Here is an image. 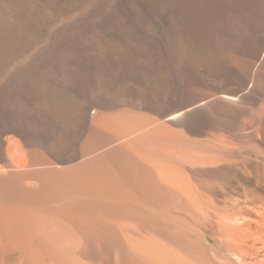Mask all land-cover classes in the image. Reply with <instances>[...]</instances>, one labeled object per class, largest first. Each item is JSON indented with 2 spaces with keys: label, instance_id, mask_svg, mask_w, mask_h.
Instances as JSON below:
<instances>
[{
  "label": "bare ground",
  "instance_id": "6f19581e",
  "mask_svg": "<svg viewBox=\"0 0 264 264\" xmlns=\"http://www.w3.org/2000/svg\"><path fill=\"white\" fill-rule=\"evenodd\" d=\"M0 264H264V0H0Z\"/></svg>",
  "mask_w": 264,
  "mask_h": 264
}]
</instances>
